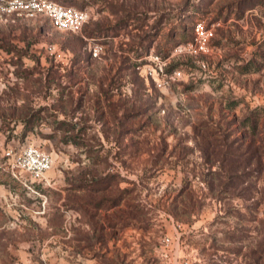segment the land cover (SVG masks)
<instances>
[{
	"label": "rangeland",
	"instance_id": "1",
	"mask_svg": "<svg viewBox=\"0 0 264 264\" xmlns=\"http://www.w3.org/2000/svg\"><path fill=\"white\" fill-rule=\"evenodd\" d=\"M57 1L81 31L0 19V264H264V0ZM197 20L208 49L174 52ZM26 143L53 157L33 188L4 154Z\"/></svg>",
	"mask_w": 264,
	"mask_h": 264
},
{
	"label": "built area",
	"instance_id": "2",
	"mask_svg": "<svg viewBox=\"0 0 264 264\" xmlns=\"http://www.w3.org/2000/svg\"><path fill=\"white\" fill-rule=\"evenodd\" d=\"M15 14H23L26 17H34L37 14L46 15L52 25L60 30L81 31L88 20V12L74 5H66L56 0H0V19L7 21ZM193 38L187 42L178 43L174 52H188L196 55L208 49V43L213 36V25H208L202 20H197L193 26ZM101 45L96 43L92 47V54L97 55ZM55 57L61 58L65 52L57 48L55 44L48 46ZM141 58H149L151 64L147 66L146 74L149 75L157 87H162L165 82L175 81L183 77L181 68L167 69L168 61L157 53H146ZM8 159L11 172L20 182L28 188H33V182H42L46 179L47 172L53 165V157L47 150L37 144L26 143L18 149L11 147L4 151ZM22 172V173H21ZM176 225H174V228ZM176 229V228H175ZM177 232V230H175ZM166 244L172 243L170 235L164 236ZM172 264H189L187 259L179 255L172 257Z\"/></svg>",
	"mask_w": 264,
	"mask_h": 264
},
{
	"label": "trees",
	"instance_id": "3",
	"mask_svg": "<svg viewBox=\"0 0 264 264\" xmlns=\"http://www.w3.org/2000/svg\"><path fill=\"white\" fill-rule=\"evenodd\" d=\"M57 1V0H56ZM59 2V1H58ZM61 3H63V2H61ZM63 4H66V5H71V4H67V3H63ZM38 15V14H37ZM130 13L129 12H127L126 13V16L129 18L130 17ZM123 21L122 22H124V24H125V22H126V19H122ZM85 24H86V22L84 23V25H83V27L85 26ZM82 27V28H83ZM193 27V26H192ZM66 31H70V30H66ZM178 44V43H177ZM146 52L145 51H140V52H138L136 55H132L135 59L137 58V57H142L144 54H145ZM130 58V57H129ZM135 59H133V61L131 60L130 61V63L129 64H127V65H123V67L124 66H126V67H128V66H130L131 64H133L134 66L135 65H138L139 63H138V61H136ZM125 61L126 60H128V57H126L125 59H124ZM171 66V65H170ZM150 81L153 83V80L152 79H150ZM257 123H256V121H254V123H253V126H255ZM40 146V145H39ZM41 147V146H40ZM262 155H263V157H264V149H263V151H262ZM38 184V183H37Z\"/></svg>",
	"mask_w": 264,
	"mask_h": 264
}]
</instances>
